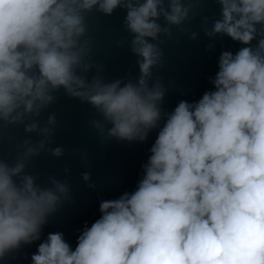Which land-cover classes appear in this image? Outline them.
Here are the masks:
<instances>
[{
  "label": "clouds",
  "instance_id": "1",
  "mask_svg": "<svg viewBox=\"0 0 264 264\" xmlns=\"http://www.w3.org/2000/svg\"><path fill=\"white\" fill-rule=\"evenodd\" d=\"M215 2L219 18L201 19L204 34L243 46L219 56L214 90L169 112L153 69L164 65L173 28L197 39L185 28L198 15L193 0H0V129L23 126L26 135L14 161L0 157V262L41 241L71 199L66 181L38 183L27 171L44 152L65 154L50 147L56 114L41 119L62 91L95 111L89 123L102 138L157 135L135 190L102 200L74 249L63 232L48 233L31 264H264V0ZM118 9L139 74L109 80L93 59L87 17Z\"/></svg>",
  "mask_w": 264,
  "mask_h": 264
},
{
  "label": "water",
  "instance_id": "2",
  "mask_svg": "<svg viewBox=\"0 0 264 264\" xmlns=\"http://www.w3.org/2000/svg\"><path fill=\"white\" fill-rule=\"evenodd\" d=\"M193 7L198 15L186 23L185 28L197 32V39L191 40L187 34H180L173 28V38L161 45L164 65L153 69L154 78H159L168 89L162 107L169 112L181 100L198 101L204 92L214 90L211 79L218 71L219 56L223 51L235 54L243 46L226 35L208 37L204 34L201 19L204 16L219 18L220 15V6L215 0H206L203 5L193 0ZM124 16L125 12L118 9L110 17L96 12L87 17L89 35L94 41L93 59L104 65V75L109 80L125 76L135 78L139 74L137 57L128 45L131 37L123 27ZM208 26L211 27V20ZM118 41L123 43L118 44ZM252 43L255 45L256 41ZM57 95L59 99L42 113L41 119L46 120L51 112L56 114L58 127L50 147L62 146L65 154L57 158L44 152L30 162L27 171L38 177V183H44L48 176L66 181L71 188V199L44 226L41 241L23 246L0 264H31V255L50 232H63L74 249L83 228L90 227L100 217L102 200L116 199L124 192L135 190L142 165L147 162L149 149L155 141L156 130L143 143L102 138L90 126L89 122L99 117L89 105L64 96L62 91ZM31 135L33 140L38 139L35 133ZM25 138L23 126L0 129V157L10 163L14 161L21 150L17 145ZM85 151L87 161H82L81 154ZM85 172L91 176L88 182L81 176ZM90 183L95 187H89Z\"/></svg>",
  "mask_w": 264,
  "mask_h": 264
}]
</instances>
